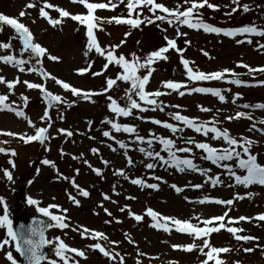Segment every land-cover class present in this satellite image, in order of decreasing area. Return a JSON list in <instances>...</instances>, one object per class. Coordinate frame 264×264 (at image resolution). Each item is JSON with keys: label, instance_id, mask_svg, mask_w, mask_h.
I'll use <instances>...</instances> for the list:
<instances>
[{"label": "rangeland", "instance_id": "rangeland-1", "mask_svg": "<svg viewBox=\"0 0 264 264\" xmlns=\"http://www.w3.org/2000/svg\"><path fill=\"white\" fill-rule=\"evenodd\" d=\"M34 3L36 7L25 9L27 3ZM90 2H106V0H90ZM163 2L169 8L175 7L178 3L183 5V0H157ZM209 2L219 5L218 10H212L205 7L201 10L203 17L207 22L219 27H239L246 24L255 23L258 26H264V0H239L241 5L247 4L250 8L249 12H244L242 8H238L236 13L230 17L226 15L235 7L231 0H209ZM56 6L62 7L72 14H82L86 9L82 5L73 4L71 0H49ZM43 6V0H0V14L10 17H18L20 11L25 10L27 15L19 18L22 23L27 25L34 34L36 42L40 43L48 50V53L59 57L58 61H51L47 57L42 58V67L47 72L55 75L57 78L71 83L73 86L81 88L85 91L100 92L106 86V77L92 76L88 73L80 75L76 69L87 66L89 59L93 61V68L90 71H100L104 61L103 57H99L95 52L89 53L88 57L83 55L86 44L85 28L70 18H64L61 25L52 27L39 16V7ZM50 16L58 18L59 14L54 9H46ZM95 15L103 18L112 16H127L126 8L119 5L116 9H98ZM143 15H151L144 10ZM160 27L153 25H142L140 28H131L128 25H117L113 23H105L102 25L103 31L97 30V38L102 46H110L118 44L122 39L126 41L117 49L118 54H124L126 58L131 60V54L136 53L137 56L144 57L148 52L155 50L166 44L164 36L174 38L177 46L184 49L183 55L190 61V66L204 72L217 71L223 68L233 69L239 74V78L255 83L256 80L264 79V73L247 74L248 70L239 67V62L248 64L252 68L264 66V51L257 47V43L264 44V38L252 36V44L244 42L237 44L236 39H244V36L225 37L223 34L205 33L203 30H192L186 26H180L182 32H186V37H176L175 30L166 22L157 21ZM166 30V31H165ZM129 33L125 37V33ZM14 35L13 30L5 26L0 32V42H8ZM190 41L185 44L184 40ZM139 41V43H137ZM12 49H0V55L13 54L17 57L23 56L27 59V53H21L22 47L19 40L11 39ZM206 51L208 56L203 52ZM167 60L157 61L153 64V73L147 85V90L154 91L160 89L166 91L162 87V82L167 80L187 81V76L183 66L179 61V54L175 50H169L166 53ZM35 63V60H32ZM120 71L119 66L110 65L106 70L107 77H115ZM145 70H140V74H144ZM0 75L7 80L18 78L21 83L17 84L11 93H9L5 84H0V95H8L9 102L15 101L14 107L24 110L26 115L33 121L36 127H46L47 124L39 118L43 114L46 107L41 93L38 89H28L22 82L27 80L35 83H45L47 89L54 94L61 95L68 104H59L49 108V116L51 127L49 128V139L44 145L39 142H30L24 144L19 140L18 136H10L5 133L13 132L18 134H34V128L29 126L27 122L17 117L13 112L7 110L0 111V147L6 149H14L17 155L10 157L9 154L0 153V196H3L9 208L10 218L14 220L20 219V206L17 203V197L21 190L22 200L26 202L27 196L41 202V206L49 203H55L62 208L68 209L66 213L68 217L69 228L64 230L48 229L47 237L54 238L60 236L71 247H75L86 252L87 258H76L79 264H120V258L110 260L104 257L98 250L88 249V245L93 243L90 238H81L78 232L72 229L79 226H85L89 229L102 231L109 238L108 240H100L99 243L110 252H118L124 258L125 264H169L170 261H176L178 264H200L205 257L198 250L185 252L183 250H174L171 244H187L192 243V238L188 234L177 233L172 230L169 233L163 230H156L150 227L151 218L145 215V209L151 207L163 215L175 216L181 219H193L197 214L202 219L212 215H221L224 211H228L233 218L239 216L255 217L258 213L264 212V186L250 185L244 188L242 185H236L234 180L226 175L225 170L213 165L210 161L202 160V151L195 149L188 155L194 159V162L200 168L210 169L208 175L219 176L221 184L213 186L208 176L202 175L200 172L184 171L178 172L173 167L158 166L154 169H146L144 163L153 162L150 158L145 157L136 149V145L127 133H113L117 139H123L130 147L126 150L119 149L114 141L102 136L104 130H109L110 125L102 123L105 117L114 118L113 114L107 108V95L111 94L117 99L122 106L126 103L122 97L124 89L129 85L123 81H118L114 90L103 95H97L91 101L76 100L70 93L65 92L62 88L55 84L54 81L41 79L36 72L20 73L18 69L10 65H4L0 62ZM231 77H228L230 79ZM190 86L214 87L220 88L221 94L225 96V102L219 101L210 93H192L184 96L178 95L176 92H168L158 98L165 105H178V108L166 107L165 111H147L140 115L146 118H155L170 123H177L170 119L169 113L179 111L182 115L189 117H198L202 121H210L215 117L219 124L217 127L229 130L230 135L239 138L240 136L248 137L256 143L251 151L258 154L260 163H264V135L252 130L249 131L252 124L255 123L257 128L264 125L259 124L264 119V110L261 109H245L240 107L244 103H260L264 102V86H245L232 85L227 80L219 81H199L189 82ZM241 93V97L237 99L235 104L232 103L231 97L234 93ZM21 95L29 97L28 104L25 106L20 99ZM135 98V97H134ZM73 100L76 102L71 103ZM71 105V106H69ZM197 105L212 109L211 112H201ZM220 111H217V110ZM236 111L248 112L252 119L241 118L239 120L227 121L224 119L227 115H234ZM137 112L134 110L132 117H115L117 122L129 123L137 127L140 135L148 136L149 131L156 135L176 139L169 130L162 126L151 123L150 119H137ZM63 116V119H61ZM88 121H92L89 125ZM58 129H66L73 133L72 136H66L59 133ZM182 135L185 139L191 137L195 141L208 142L215 147H226L222 140L213 141L209 137L195 133L191 129L185 128ZM95 137V139H90ZM111 143L117 151L113 152L107 147ZM179 146H184L181 141H177ZM144 146V145H142ZM45 147L49 150L45 151ZM96 147L99 149V155L93 154L90 149ZM153 149L161 151V155L167 156L162 151V146L157 142L153 143ZM63 150V155L61 154ZM133 160V165L128 166L124 157V152ZM81 154H83L81 156ZM77 157V159H73ZM13 159L15 168L9 165L8 160ZM43 159L54 162L55 168L41 164ZM87 159L89 163L96 168L102 170V176L93 173L88 165L82 163ZM107 160V165L102 163ZM232 163V162H230ZM37 168L40 169L37 174ZM123 168L129 176L125 180L121 176L114 175L116 169ZM3 169H9L13 174V181H8L3 176ZM79 169V173H76ZM241 174L239 169H235ZM58 174L63 177H75L76 183L85 188L89 192V197H79L80 206L72 204L68 200V194L77 195L68 181L57 178ZM153 176L162 177L161 181H156ZM132 178L144 179L147 183H158V190L141 188L131 184ZM33 183L29 184L28 181ZM176 184L182 188L181 193H177L170 185ZM193 184H201L202 188L196 189L191 187ZM115 186V192H113ZM103 194H108L111 200H103ZM119 193V195H117ZM248 193H253L249 196ZM242 196L243 199H236V196ZM128 196H134L136 199H126ZM207 197L219 199H233V205L223 206L215 203L199 204V199ZM53 197L55 199H53ZM187 198V199H186ZM114 200L117 203H112ZM103 203L111 213L112 217L106 215L103 208L99 205ZM128 206L125 212L119 209ZM3 206H0V214H2ZM130 209L134 213L144 215L145 218L136 222L127 215ZM53 212L57 210L53 209ZM26 216H40L35 212L33 206L26 205L23 210ZM47 219V218H46ZM111 221L105 223V221ZM119 220L120 223H117ZM233 227H241L244 231L242 234L252 235L257 239L253 241H237L230 233L222 229L218 234H212L209 237L210 243L215 247H229L233 249L229 253L220 254V258L226 261V264H264V222L257 220L242 221L232 224ZM125 234L134 243H128ZM4 238V230L0 229V240ZM116 241L118 243H110ZM202 243V241H196ZM244 248H253L254 251L246 253ZM11 250L14 256L20 260L19 254L15 253L14 247L5 246L0 248V264H10L5 258V252ZM140 253H144L143 256ZM51 254L50 251L48 253ZM74 255V254H73ZM214 264V262H210Z\"/></svg>", "mask_w": 264, "mask_h": 264}, {"label": "snow or ice", "instance_id": "snow-or-ice-1", "mask_svg": "<svg viewBox=\"0 0 264 264\" xmlns=\"http://www.w3.org/2000/svg\"><path fill=\"white\" fill-rule=\"evenodd\" d=\"M73 4L82 5L86 9L85 13L82 14H72L71 12L65 10L62 7L56 6L49 3V0H43V6L39 7V16L43 18L48 25L56 27L64 22V18H70L72 21L77 22L79 25L84 26L86 44L85 51L83 55L85 57L89 56V53L95 52L99 57L104 58V63L100 71H90L93 68V61L89 59L87 66L76 69V72L80 75L88 73L92 76L99 77L104 75L106 77V86L102 88L100 92L85 91L81 88L73 86L69 82H65L62 79L57 78L55 75L47 72L42 67V58L47 57L51 61H58L59 57L50 55L48 50L43 47L40 43L36 42L34 34L30 28L22 23L19 18L27 15L25 10L19 12L18 17H10L5 14H0V32L3 31L5 26H8L13 30V37L10 38L8 42H0V49H12L13 45L11 39L19 40L21 44L20 52L27 53L28 58L25 59L23 56L17 57L11 53L6 55H0V62L4 65H10L15 69H18L20 73L36 72L40 75L41 79L44 81L51 80L54 81L56 85L62 88L65 92L70 93L71 96L75 97L76 100L91 101L94 96L103 95L109 93L110 90H114L117 86L118 81H123L129 86L124 89V96L122 99L126 103L122 106L118 103L117 99L111 94L107 95V108L113 114L114 118L105 117L102 123L110 125L109 130H104L102 136L114 141L118 145L119 149L126 150L130 147V144L126 143L123 139H117L113 133H127L132 138L136 145V149L142 153L145 157L150 158L153 162L144 163L146 169H154L158 166L161 167H173L178 172L193 171L200 172L204 176H208L213 186L221 184L219 176L208 175L211 171L210 169L200 168L194 162V159L188 155H178L180 154H190L193 151V146L195 149L202 151L201 159L210 161L213 165L225 170L226 175L232 180L236 185H242L244 188H248L250 185H260L264 186V163H260L258 160V154H254L251 149L256 141L240 136L239 138L230 135L228 129L217 127L219 121L213 117L210 121H202L198 117H189L187 115H182L179 111L170 112L169 116L172 121L177 123H170L168 121H162L155 118H146L142 113L149 110L161 112L165 111L166 107L178 108V105H165L163 101L158 98L163 95L168 94V92H176L180 96H184L186 92L188 94L192 93H210L213 97H216L221 102H225V96L221 94L220 88L214 87H201V86H190L189 82H199V81H219L227 80L228 83L232 85H245V86H264V79L256 80L255 83L249 84V82L239 78V74L234 72L233 69L223 68L217 71L204 72L197 68L190 66V61L186 59L183 55L184 49L177 46V41L174 38H169L167 35L164 36L166 44L155 50L148 52L144 57L137 56L136 53L131 54V60L126 58L124 54H118L117 49L121 45L125 44V40H121L118 44H112L110 46H102L97 38V30L103 31L102 25L105 23H115L117 25H128L131 28H140L142 25H153L160 27L157 21L166 22L169 26L173 27L175 30L176 37H186L187 33L180 30V26H186L188 29L192 30H203L205 33L223 34L225 37H237L244 36V39H236L237 44H242L247 42L249 44L253 43L250 39L252 36H258L264 38V26H258L255 23L246 24L239 27H219L215 26L203 17L201 10L207 7L208 9L218 10L219 5L209 2V0H183L182 4H177L175 7L169 8L163 2H157V0H106V2H90V0H71ZM235 7H231V10L226 13L227 16H231L233 13L238 11V8H242L244 12H249L250 8L247 4L241 5L239 0H231ZM119 5H123L126 8L127 16H112L110 18H103L95 15L98 9H116ZM36 7L34 3H27L25 9H31ZM46 9H54L58 14V18H53L50 16ZM144 10L151 15H143ZM166 31V30H165ZM125 37L129 33L124 34ZM139 43V41L137 42ZM184 43L187 45L190 43L189 40L185 39ZM257 47L264 51V44L257 43ZM169 50H175L179 54L180 64L183 66L185 75L187 76V81H173L167 80L162 82V87L166 91H161L160 89L149 91L147 90V85L149 83L150 77L154 71L153 64L157 61L167 60L168 56L166 53ZM205 56H208L206 51L203 52ZM35 63H32V60ZM110 65L119 66L120 71H118L115 77H107L106 70ZM239 67H243L248 70L249 75L260 72L264 73V66L258 68H252L248 64L242 61L238 64ZM145 70L144 74H140V70ZM228 77H231L228 79ZM21 83L18 78L7 80L3 75H0V84H5L9 93L12 92L14 87ZM26 85L28 89H38L41 93L43 101L46 107L43 110V114L40 116V120L47 124L46 127H36L33 121L26 115L23 109L19 107H14L15 101L9 102L8 95H0V111L7 110L13 112L17 117L23 118L27 124L34 128V134H18L13 132L5 133L10 136H18L19 140L24 144H29L30 142H39L44 145L49 139V128L51 127V121L49 116V108L54 107L59 104H68L61 95L54 94L49 91L45 83H35L29 82L27 80L22 82ZM135 97V98H134ZM241 97V93L237 92L232 94L231 100L235 104L237 99ZM20 99L26 106L29 101V97L21 95ZM73 100L71 103H75ZM71 106V105H69ZM201 112H211L212 109L204 107L202 105H197ZM240 107L245 109H261L264 110V102L260 103H244ZM134 110L138 113L136 118L140 120L150 119L151 123L162 126L164 129L169 130L176 139L156 135L149 131L147 137L140 135L138 129L135 125L129 123L117 122L115 117H132ZM217 111H220L219 109ZM241 118H246L248 120L252 119V116L245 111H236L234 115H227L224 117L227 121L239 120ZM63 119V116H61ZM91 125L92 121H88ZM259 124L264 125V119L259 121ZM191 129L195 133L202 134L205 137H209L213 141L222 140L226 147H215L208 142L195 141L191 137L184 138L182 134L185 130ZM255 130L261 135H264V127L257 128L256 124L253 123L249 131ZM59 133H63L66 136H72L73 133L66 129H58ZM90 139H95V137H90ZM181 141L184 146H179L177 141ZM157 142L162 146V151L167 153V156L161 155V151H156L153 149V143ZM144 145V146H142ZM107 147L113 152L117 151V148L113 147L111 143L107 144ZM45 151L49 149L45 147ZM93 154L99 155V149L93 147L90 149ZM0 153L9 154L10 157H15L17 153L14 149H6L0 147ZM63 155V150H61ZM83 154H81L82 156ZM124 157L127 160L128 166L133 165L132 158L128 155L127 151L124 152ZM77 159V157H73ZM232 162V163H230ZM9 165L15 168V163L13 159L8 160ZM82 163L88 165L89 169L95 173L97 176H102V170L100 168L93 167L87 159L82 160ZM102 163L107 165L109 161L102 160ZM42 165L50 166L55 168L53 161L48 159H43L41 161ZM235 169H239L241 174H238ZM3 176L7 178L8 181H13V174L9 169H3ZM37 174L40 169L37 168ZM79 173V169L75 170ZM114 175L121 176L125 180L129 179L128 174L125 169H116L113 173ZM57 178H62L68 181L71 186L76 189L77 195L72 193L68 194V200L76 206H80L79 197H89V192L76 183L75 177H61L59 174ZM156 181H161L162 177L153 176ZM131 184L137 185L141 188H148L153 190H158V183H147L141 178H132L130 180ZM29 184L33 183L32 180L28 181ZM177 193L183 191L182 188L178 187L176 184L170 185ZM191 187L200 189L203 187L201 184H193ZM113 192H115V186H113ZM119 195V193H117ZM249 196L253 193H248ZM103 200H111L108 194H103ZM244 197L237 195L236 199H243ZM53 199H55L53 197ZM126 199H136L134 196H128ZM187 199V198H186ZM26 202L28 205L33 206L35 212L40 215V217L47 218L41 219L33 217L32 221L27 225L14 226V221L10 218L9 208L6 200L3 196H0V206H3L2 214H0V229L4 230V238L0 240V248L5 246L14 247L15 253L19 254L22 261H19L13 254L11 250L5 252V258L10 264H79V260L76 258H87L86 252L84 250L71 247L65 242L60 236H55L54 238H48L46 236L47 229H59L64 230L69 228L68 217L66 213L68 209L62 208L60 205L55 203H49L46 206H41V202L32 196L26 197ZM112 203H117L112 200ZM233 199H219L205 196L199 199L197 203H215L217 205L231 206L233 205ZM103 208V211L107 216L112 217V213L103 206V203L99 205ZM127 205L119 209L120 212H125ZM55 209L57 212H53ZM145 215L151 218L152 223L150 227L156 230H163L165 233H169L175 230L177 233L188 234L192 238V243L187 244H171L174 250H183L185 252H192L193 250H198L205 258L200 261V264H226V261L220 258V254H225L231 252L233 249L229 247H215L210 243L209 237L212 234H218L222 229L230 233L237 241H253L257 239L252 235L242 234L243 229L241 227H233L232 224L242 221H252L257 220L264 222V212L258 213L255 217H245L239 216L233 218L230 216L228 211H224L221 215H212L208 218L202 219L200 215H196L193 219L196 223H193L191 219H181L175 216L163 215L162 213L154 210L151 207H147L145 210ZM127 215L133 218L136 222L142 221L145 216L141 214L134 213L130 209L127 211ZM111 221H105V223H110ZM120 223L119 220H116ZM78 232L81 238H90L93 243H90L87 247L91 250H98L104 257L110 260H115L117 257L120 258V264H125L124 258L120 256L118 252H110L106 250L105 247L99 243L100 240H108L109 238L102 231L89 229L85 226H79L78 228L72 229ZM125 239L128 243H134L133 240L128 238L125 234ZM202 241V243H196V241ZM110 243H118L116 241H110ZM50 251V255L48 254ZM244 252L251 253L254 251L253 248H244ZM74 254V255H73ZM141 256L144 253H140ZM137 264L140 261L137 260ZM169 264H178L176 261H170Z\"/></svg>", "mask_w": 264, "mask_h": 264}, {"label": "water", "instance_id": "water-1", "mask_svg": "<svg viewBox=\"0 0 264 264\" xmlns=\"http://www.w3.org/2000/svg\"><path fill=\"white\" fill-rule=\"evenodd\" d=\"M21 194H22V192H21ZM21 194L18 197V200H19L20 203L22 202L21 201ZM21 209L22 210L24 209V205H21ZM32 219H33V217H30V218L23 217V219L21 221L15 222L14 223V226H17L18 227L21 224L27 225V224H29L32 221Z\"/></svg>", "mask_w": 264, "mask_h": 264}]
</instances>
